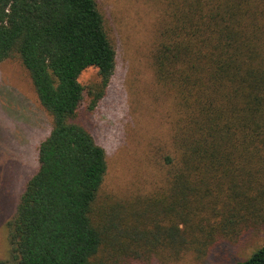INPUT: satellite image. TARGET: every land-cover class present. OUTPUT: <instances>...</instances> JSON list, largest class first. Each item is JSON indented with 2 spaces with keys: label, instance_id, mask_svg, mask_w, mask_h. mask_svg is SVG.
Masks as SVG:
<instances>
[{
  "label": "trees",
  "instance_id": "obj_1",
  "mask_svg": "<svg viewBox=\"0 0 264 264\" xmlns=\"http://www.w3.org/2000/svg\"><path fill=\"white\" fill-rule=\"evenodd\" d=\"M160 1L153 64L175 109L165 157L169 186L110 212L98 203L106 152L86 125L117 65L97 0H0V64L21 62L52 118L37 171L9 223L18 264H107L98 255L108 238L121 237L151 255L165 247L177 257L204 256L263 220L259 0ZM89 69L99 81L85 86L80 77ZM235 264H264V241Z\"/></svg>",
  "mask_w": 264,
  "mask_h": 264
},
{
  "label": "rangeland",
  "instance_id": "obj_2",
  "mask_svg": "<svg viewBox=\"0 0 264 264\" xmlns=\"http://www.w3.org/2000/svg\"><path fill=\"white\" fill-rule=\"evenodd\" d=\"M97 2L117 53V65L106 97L86 125L107 158L108 172L99 206L120 212L128 203L145 202L169 186L165 157L172 153L175 109L171 97L157 84L154 72L161 1ZM259 3L264 29V0ZM98 81L95 69L80 77L85 86ZM51 128L52 118L40 106L21 62L4 61L0 64V264H18L12 252L9 223L26 184L37 171L38 148ZM262 214L263 220L246 225L240 237L221 240L204 256L188 251L177 257L165 247L151 255L140 248L130 249L121 237L108 238L98 259L107 264H235L263 245L264 209Z\"/></svg>",
  "mask_w": 264,
  "mask_h": 264
}]
</instances>
